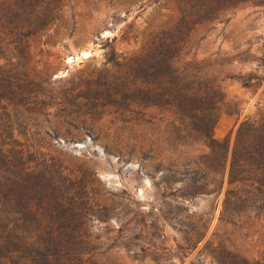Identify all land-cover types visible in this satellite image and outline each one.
<instances>
[{
  "label": "rangeland",
  "instance_id": "obj_1",
  "mask_svg": "<svg viewBox=\"0 0 264 264\" xmlns=\"http://www.w3.org/2000/svg\"><path fill=\"white\" fill-rule=\"evenodd\" d=\"M194 1L62 0L26 45L0 44L3 211L31 200L94 264H264V189L228 176L264 125V0ZM181 73L220 102L174 100Z\"/></svg>",
  "mask_w": 264,
  "mask_h": 264
},
{
  "label": "trees",
  "instance_id": "obj_2",
  "mask_svg": "<svg viewBox=\"0 0 264 264\" xmlns=\"http://www.w3.org/2000/svg\"><path fill=\"white\" fill-rule=\"evenodd\" d=\"M61 1L0 0V44L16 48L26 45L24 41L45 30L56 19ZM207 1L211 4L214 0H195L194 2L198 4L199 9L206 6ZM171 59L172 56L163 55L159 62L170 69ZM178 82L182 87L176 90L174 100L191 98L203 103L210 100L212 105L209 107L210 110L220 102L216 89L198 75L181 73L178 75ZM173 93L167 94L172 96ZM205 110V108H199L193 111L202 113ZM204 119L203 115L200 118L201 129L203 127L207 129L204 131L199 129V132L203 135L206 146L212 152L215 148L224 149L225 146V152H227L226 144L220 145L211 138L210 124L212 127L213 121L209 120L206 123ZM237 140L238 143L236 141L231 152L229 184L243 185L249 180L257 185L259 192H263L264 125L257 128L249 127L247 134L238 137ZM248 173H251V178H248ZM32 205L31 200H27L23 208L12 209L13 211L8 213L0 208V264H94L92 259L87 258L85 252H82L80 248L82 243L57 239L66 229L55 230L52 226L39 225L41 215ZM245 264L249 263L245 261Z\"/></svg>",
  "mask_w": 264,
  "mask_h": 264
}]
</instances>
